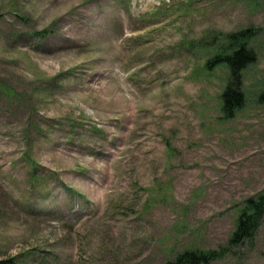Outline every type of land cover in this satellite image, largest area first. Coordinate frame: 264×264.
<instances>
[{
    "label": "rangeland",
    "instance_id": "obj_1",
    "mask_svg": "<svg viewBox=\"0 0 264 264\" xmlns=\"http://www.w3.org/2000/svg\"><path fill=\"white\" fill-rule=\"evenodd\" d=\"M208 27L253 29L230 118L227 68L187 47ZM259 193L264 0H0V257L168 264L226 246L202 264H264V220L227 245Z\"/></svg>",
    "mask_w": 264,
    "mask_h": 264
},
{
    "label": "trees",
    "instance_id": "obj_2",
    "mask_svg": "<svg viewBox=\"0 0 264 264\" xmlns=\"http://www.w3.org/2000/svg\"><path fill=\"white\" fill-rule=\"evenodd\" d=\"M253 29L241 28L227 32L217 45V53L206 59V65L213 69L219 63L227 68L225 84L220 93V110L224 118H230L245 102V91L242 89V71L255 59V52L249 46ZM264 220V193L250 196L243 200L237 209L233 230L230 232L227 245H239L253 241L254 235ZM226 246L218 248H200L190 246L175 253L168 264H202L221 258L227 251ZM0 264H17L13 257H0Z\"/></svg>",
    "mask_w": 264,
    "mask_h": 264
}]
</instances>
